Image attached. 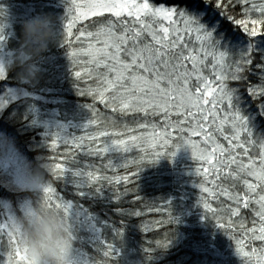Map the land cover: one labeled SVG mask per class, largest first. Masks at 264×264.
<instances>
[{
    "label": "snow or ice",
    "instance_id": "snow-or-ice-1",
    "mask_svg": "<svg viewBox=\"0 0 264 264\" xmlns=\"http://www.w3.org/2000/svg\"><path fill=\"white\" fill-rule=\"evenodd\" d=\"M236 4L242 8V19L225 11L228 5ZM90 17L101 19L77 29L74 35L77 23ZM225 21L238 28L230 32L224 27ZM73 38L79 47L69 54L71 63L86 65L92 81L86 88H78L80 95H90L114 113L163 114L165 127L159 131L155 124L142 123L141 128L151 131L116 138L123 135L114 130L117 121L100 118L94 105H88L92 116L113 130L106 126L71 138L57 133L51 137V147L70 144L86 156L103 159L133 149L146 152L147 145L157 149L147 159L148 164L165 155L171 158L182 147L189 148L199 164L196 175L200 192L219 201L214 207L205 196L199 197L205 218L209 219L210 213L216 227L234 242L241 264H264V134L257 133L253 125V114L264 118V0H228V4L223 0H69L64 45L72 47ZM3 40L0 34V42ZM249 74L258 75L259 83H249ZM4 76L0 74V79ZM75 77L80 80L81 71L76 70ZM233 82L245 86L248 96L259 101L254 109L249 111L251 105ZM96 122L89 119L83 129ZM161 144L171 146V150H158ZM251 149H258V153ZM49 159L54 161L55 157ZM136 163L139 168L145 157ZM46 164L49 173L66 184L70 174L78 197L102 196L105 182L127 184L130 179L128 175L108 176L103 171L128 168L129 161L123 156L119 161L109 159L101 168L93 164L73 167L79 165L75 155L66 163ZM131 175L138 177L139 170ZM127 191L113 192L111 200H119ZM43 197L49 206L63 208L79 243L83 244L81 233L89 231L90 245L104 244L108 249L105 256L119 258L122 244H110L103 238L82 202L58 195L50 182ZM136 200L143 198L137 195ZM242 210H249L248 217ZM117 212L128 219L141 216L133 208ZM2 215L0 238L7 240L5 244L0 239V248L6 249L0 251V264H29L12 230L14 212L8 209ZM168 217L175 225L170 210ZM125 227L122 219L120 227L113 228L121 241ZM257 241L259 245L252 246ZM77 260L78 264H90L80 248Z\"/></svg>",
    "mask_w": 264,
    "mask_h": 264
},
{
    "label": "trees",
    "instance_id": "trees-1",
    "mask_svg": "<svg viewBox=\"0 0 264 264\" xmlns=\"http://www.w3.org/2000/svg\"><path fill=\"white\" fill-rule=\"evenodd\" d=\"M8 2L10 1H0V5L7 4ZM223 2L228 4V0H223ZM225 11L235 19L243 18L242 8L239 4H236L235 7L228 5ZM94 20L96 19H92V21ZM224 27L229 29L230 32L238 28L237 25L231 24L230 21H225ZM17 33L18 31L15 32V34ZM240 34L242 33H237V35ZM76 49L75 46L67 47L66 57H69V54ZM76 70H80V68L71 69L68 74H72V77L69 76V78L66 75L63 79L66 85L71 84L64 89L69 94L68 98L73 100L75 105L83 106L85 109H87L86 106L88 105H94L96 111L100 114V118L117 121V126L114 130L123 134L122 137L117 138L128 139L131 134L137 135L139 132L137 125L146 122L148 118L160 124L163 114L145 116L143 113H135L134 115L121 114L119 112L114 113L111 109L100 104L98 100H93L90 95H85L82 98L77 97V93H79L78 88H86L92 84V81L89 78H85L83 74L82 78L77 80L75 77ZM256 71L258 73L259 70ZM14 72L15 70H6L5 76L0 79V96L7 98L5 91L7 88H14L17 96H19V92H25L30 96L33 93L32 89L27 87V84L17 83L13 78ZM248 82L253 85L258 84V75L249 74ZM232 86L240 88L244 99L251 105L249 111L254 109L256 104L259 103V101H253L248 96L245 86L236 82H233ZM38 94L40 93L34 92L32 97H37ZM69 112L68 118L71 121H77V118L84 120L82 126L89 119L97 120L96 123L87 127L88 133L97 129H103L106 126L109 127V130H113L110 125H104L99 122V118L93 117L90 109H88V116L81 115L76 117L71 111ZM253 116L254 130L257 133L264 134V118L256 114H253ZM33 120L31 116H25L18 105L9 104L1 106L0 138L10 140L14 148L30 161L40 159L46 154L45 147L41 143V131L32 125ZM251 151L254 154L258 153V149H251ZM164 152L167 151L165 150ZM151 154L149 150L146 152L134 150L133 153L123 155L129 161L128 168H118L115 171L103 170L105 175L112 177L128 175L130 179L127 184L123 181L118 185H109L105 182V193L102 196L86 194L83 197H78L75 195V189L71 185H66L65 189H61L63 187L61 185L57 186L58 195L63 196L67 200L82 202L88 212L97 217L99 220L97 222L98 227L101 229L103 238L108 243L122 244L118 259L105 256L104 253L108 249L104 244L92 246L83 237V244L78 242L77 247L98 264H104V262L111 264H193L191 261L193 258L200 260L211 259L216 254L230 261L231 257H229V250L226 249V246L228 243H231V240L221 229L216 227L215 223L211 220L210 213L208 214L209 219L205 218L203 208L199 205L200 196L198 194L201 193H198L199 191L194 189L195 186H198L199 179L184 177L181 173L171 169L172 163L169 162L166 163L167 167L165 169H149V167H145L141 170V165L138 168L136 161L141 157H145V160H147L148 156H152ZM108 159H110V155L105 156L103 159L88 156V164L101 168L103 164L108 162ZM138 170V177H133L131 173ZM181 170L183 169H178V171ZM208 186L211 187V185ZM125 189L128 190L127 193L121 195L119 200H111L110 195L113 192L117 194L124 193ZM137 195H140L143 201L136 200ZM205 197H207L214 207L219 203L218 200L208 198L206 195ZM0 199H9L15 202L21 199V195L13 194L7 191L5 187L0 186ZM223 199V197L220 198V200ZM153 204L159 207H152ZM164 204L168 206L164 207ZM128 208L141 212V216L128 219L127 217H122L117 212V209ZM168 210L171 211L173 218L177 221L175 225L169 222ZM242 211L245 217H248L249 210ZM122 219L126 221L123 241L113 231V228L120 227ZM233 219L238 220L239 218L233 217ZM103 223H107V226L103 225ZM237 232H239V229H237ZM257 245H259L258 241L252 246Z\"/></svg>",
    "mask_w": 264,
    "mask_h": 264
},
{
    "label": "rangeland",
    "instance_id": "rangeland-1",
    "mask_svg": "<svg viewBox=\"0 0 264 264\" xmlns=\"http://www.w3.org/2000/svg\"><path fill=\"white\" fill-rule=\"evenodd\" d=\"M0 1H10L7 4L0 5V34H2L4 37L3 42H0V63L5 64L6 70L7 66L11 63L12 59L15 57L16 53L21 47L22 24L26 20L37 15L47 16L51 19L54 30V39L49 44L48 50L43 53L41 57L35 60V63L39 68L36 79L30 82H25L18 71L15 70L13 74V78L17 83L27 84V87H30L32 89V94H34V92H38L40 94H38L37 97H32V94L28 96L25 92H19V96H17L16 90L14 88H7V90H5L7 98H3V96H0V109L1 106L15 104L21 107V111L25 116H31L34 119L32 125L34 127H37L41 131V143H43L46 150V154L40 159L44 158V161L46 163H66L67 159L75 155V159L79 161V165H73V167L88 164V156L84 155L82 151L73 148L70 144L66 146L63 143H60L58 147L54 149L51 147V137L54 134L59 133L62 136L71 138L73 136H83L88 133V128L83 129V119L77 118V121H71L68 118V114H70L69 111H71L76 117L81 115L88 116V108L85 109V107L83 106L75 105V102L73 103V100H70L68 98V92L64 90L71 84L66 85L63 82V79L66 77V75L68 77H72V74L68 73L73 68L79 67V71H81L83 76L88 79L87 66L82 63L73 65L71 63L70 56L66 57L67 47L64 45L63 41L64 25L67 22V8L69 7V0ZM92 19L98 20L101 18L90 17L87 20L78 22L76 29L73 30L74 35L78 34L77 29L89 25ZM16 31H18V35L15 34ZM74 46L75 48H78L79 42H77L73 38L72 47ZM77 94V97L82 98L83 96H85L80 95L79 93ZM25 99H27V101H25ZM126 114L134 115L135 113ZM171 119L175 120L176 118L172 117ZM140 121L142 120L140 119ZM160 121V124H158V122L151 121V119L148 118L146 119V122L143 123L155 124L159 131H163L165 127L164 117L161 118ZM140 125L141 124L137 125V127L139 128V132L137 135L151 131V128H148L146 130L144 128H141ZM169 131H171V129H169ZM145 148L151 153L157 151V149L149 148L147 145H145ZM170 148L171 146L165 148V146L161 144L159 150L170 151ZM134 150L137 149H133L128 153H133ZM124 154L125 153H120L118 156L110 155V159L118 161L119 157L123 156ZM51 157H55V160L53 161L49 159ZM151 157L152 156H148L147 159ZM168 162L172 163V166L170 167L171 169H174L178 173H181L184 177L199 179L196 175V168L199 166V164L198 162L193 160L191 150L187 147L180 148L171 158L165 155L163 158L161 157L152 164H148L147 160H145V163L141 165V170H143L145 167H149V169H165L167 167L166 163ZM180 168H182L183 170L178 171V169ZM107 171H111V169H108ZM48 180L57 191L58 185L63 186L61 189H65L64 187L66 185H71L72 177L70 176V174L66 177V182L68 184H66L63 179H57L51 174H49ZM187 182L189 183V181ZM194 189L198 190V193H201L198 194L199 196H208L207 194L200 192L198 186H195ZM208 198L212 197L208 196ZM3 211V209H0V219H3ZM88 214L95 218L94 223L97 224V222H99L97 217L91 215L89 212ZM81 236L86 241H89L91 239L92 233L85 230L81 233ZM0 239H3L6 244V237ZM226 249L229 250V257H231L230 261L222 256H218V254L214 255L211 259L200 260L198 258H193L191 261L193 264H241L240 258L236 255L234 242L232 240L230 244H227ZM3 250L6 249L0 248V251ZM85 256L86 259L90 261V264H98L94 259L90 258L88 254L85 253ZM110 258H112V256ZM104 264L111 263L104 262Z\"/></svg>",
    "mask_w": 264,
    "mask_h": 264
},
{
    "label": "clouds",
    "instance_id": "clouds-1",
    "mask_svg": "<svg viewBox=\"0 0 264 264\" xmlns=\"http://www.w3.org/2000/svg\"><path fill=\"white\" fill-rule=\"evenodd\" d=\"M54 39L49 17L34 16L22 24L19 51L7 66L16 70L25 82L35 80L39 68L35 60L48 50ZM6 67L0 63V74ZM49 168L43 159L30 161L7 138H0V186L23 198L0 199V209L14 212L12 230L17 245L29 264H78L77 234L62 207L49 206L43 197L48 186Z\"/></svg>",
    "mask_w": 264,
    "mask_h": 264
}]
</instances>
